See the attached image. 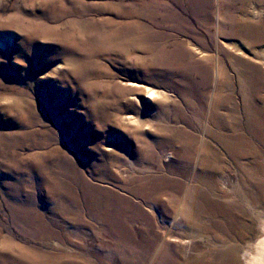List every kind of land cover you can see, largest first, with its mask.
<instances>
[{
	"label": "rangeland",
	"instance_id": "1",
	"mask_svg": "<svg viewBox=\"0 0 264 264\" xmlns=\"http://www.w3.org/2000/svg\"><path fill=\"white\" fill-rule=\"evenodd\" d=\"M205 2L0 0V264L24 246L117 256L84 193L139 204L152 222L131 224L146 242L178 218L171 243L181 250L207 238L178 216L182 200L194 210L193 196L205 194L210 211L245 214L247 239L228 252L245 264L264 228V91L242 87L240 61L264 69V44L227 35L246 19L223 17L233 0ZM160 175L158 198L129 194ZM202 211L196 222L207 226ZM19 214L43 219L33 226ZM35 225L62 236L45 240Z\"/></svg>",
	"mask_w": 264,
	"mask_h": 264
},
{
	"label": "bare ground",
	"instance_id": "2",
	"mask_svg": "<svg viewBox=\"0 0 264 264\" xmlns=\"http://www.w3.org/2000/svg\"><path fill=\"white\" fill-rule=\"evenodd\" d=\"M234 2L228 3L224 6L226 12L223 17H246L242 21H238V28H232L228 31L229 37H249L250 43L254 46H260L264 44V19L254 22L251 17H264V11L253 7H248L249 0H233ZM264 4V0H251ZM237 2H239L237 4ZM209 5V0H206ZM206 5V7H207ZM207 11V9H206ZM208 12V11H207ZM176 49V48H175ZM181 49V48H180ZM240 63L246 67L247 71L242 75V87L248 86L252 96H260L264 91V69L256 63L250 61H240ZM248 89V88H247ZM138 90L143 89L138 87ZM148 96H154L152 93H148ZM255 114L260 110L257 108L252 109ZM141 129V122L139 123ZM81 171V170H80ZM168 181L164 175L156 176L151 182L147 183V186L139 191L130 193L131 195L138 197H156L159 195V187H162L164 183ZM173 182V181H172ZM237 196L241 199H245L241 195L239 187L236 189ZM240 192V194H239ZM83 196L89 200L86 204V208L89 209L92 216L101 221L104 227L110 234L114 236L115 245H108V249L116 253L117 256H109L102 253H94L91 256L84 255H69L62 251L63 247L55 251H42L29 246H24L25 253L20 254L18 258L11 259V264H153V261L158 262L154 264H234L233 259L228 254L229 251H239V247L236 243L244 241L246 236L240 232V228H243L239 224L240 219L247 220L243 212L228 211L215 209L210 211L212 207V201L205 196V194H197L193 196L192 205L194 210L189 209V205L186 206L185 201L182 200L183 205L178 212V216L183 218H189L192 216V233L194 236L207 235L205 242H191L187 243L186 247L182 250L178 243H171L176 241L177 238H172V231L181 224L178 218L174 217L171 222H167L166 228L168 233L166 236L158 240L151 238L146 242V232L143 229L132 227L133 222L136 219H145L148 222H152L150 215L145 213L139 204H135L126 196L119 195H97L84 193ZM158 198V197H156ZM208 206V207H207ZM206 207L208 212L206 217L209 218L210 224L205 226L197 223L196 220L203 213L202 209ZM253 214L261 220L260 214L252 211ZM20 215V219L27 221L34 226V219L42 220L41 215L32 217L29 215ZM220 217V218H217ZM132 218H134L132 220ZM240 218V219H239ZM229 219V220H227ZM245 223V222H244ZM246 223L244 224V226ZM264 225V223H263ZM39 226V227H38ZM36 230L42 231L43 238L50 240L57 234L58 238L62 235L52 231H47L42 225H35ZM264 227V226H263ZM31 236V235H30ZM143 239V243H139V240ZM234 242V243H233ZM233 243V244H230ZM161 251H170L171 254H160ZM183 252V254H180ZM210 253V254H209ZM151 255V261L146 263V255ZM245 264H264V228L260 235H257L254 239L249 240V246L246 248ZM37 259H41L36 260ZM7 263V264H9Z\"/></svg>",
	"mask_w": 264,
	"mask_h": 264
}]
</instances>
